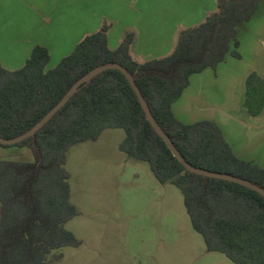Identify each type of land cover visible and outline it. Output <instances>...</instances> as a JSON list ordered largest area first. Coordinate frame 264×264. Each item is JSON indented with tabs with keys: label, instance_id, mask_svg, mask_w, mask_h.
<instances>
[{
	"label": "trees",
	"instance_id": "obj_1",
	"mask_svg": "<svg viewBox=\"0 0 264 264\" xmlns=\"http://www.w3.org/2000/svg\"><path fill=\"white\" fill-rule=\"evenodd\" d=\"M261 1L218 0V12L182 32L171 55L143 63L132 57L130 33L117 49L109 47L107 25L85 37L54 68H49V50L36 46L22 68L8 71L0 65V136L26 133L79 79L118 63L132 74L154 118L189 164L264 188V169L238 158L214 122L184 124L172 111L192 75L216 68L230 54L239 57L238 31ZM247 91L245 106L256 115L264 108V80L250 75ZM110 129L125 132L119 148L129 159L148 164L160 184L181 191L192 227L208 252L235 264H264V197L235 183L189 173L115 69L84 85L34 137L7 146L29 148L35 160H0V264H53L62 259L61 250L81 245L66 229L78 215L71 202L67 154Z\"/></svg>",
	"mask_w": 264,
	"mask_h": 264
},
{
	"label": "crops",
	"instance_id": "obj_2",
	"mask_svg": "<svg viewBox=\"0 0 264 264\" xmlns=\"http://www.w3.org/2000/svg\"><path fill=\"white\" fill-rule=\"evenodd\" d=\"M101 1L0 0V65L8 71L22 68L39 45L49 50L54 68L57 54L70 55L104 25L112 50L130 33L136 61L160 59L172 54L182 32L218 12V0ZM5 34L10 40H3ZM237 40L239 57L230 54L216 68L192 75L172 111L184 124L214 122L238 158L264 169V108L254 115L245 106L248 77L264 80V0Z\"/></svg>",
	"mask_w": 264,
	"mask_h": 264
},
{
	"label": "rangeland",
	"instance_id": "obj_3",
	"mask_svg": "<svg viewBox=\"0 0 264 264\" xmlns=\"http://www.w3.org/2000/svg\"><path fill=\"white\" fill-rule=\"evenodd\" d=\"M124 137L122 129L106 130L96 142L68 152L65 168L78 215L66 229L81 245L61 250L62 259L53 264H235L207 251L181 191L160 184L148 164L129 159L119 148ZM0 160L34 162L35 157L29 148L0 146Z\"/></svg>",
	"mask_w": 264,
	"mask_h": 264
},
{
	"label": "water",
	"instance_id": "obj_4",
	"mask_svg": "<svg viewBox=\"0 0 264 264\" xmlns=\"http://www.w3.org/2000/svg\"><path fill=\"white\" fill-rule=\"evenodd\" d=\"M109 69H115L120 71L128 80L129 84L133 88L141 107L146 115L147 121L150 123L152 128L155 130V132L158 134V136L164 141V143L167 145L173 156L185 167V169L191 173L196 174L200 176H204L206 178H213L217 180H223L230 183H235L238 185H241L243 187H246L252 191L257 192L261 196L264 197V188L248 181L244 180L235 176H231L228 174H222V173H216L209 170H204L201 168H197L189 164L185 158L182 156L180 151L177 149L171 138L164 132V130L161 128V126L158 124L156 119L154 118L146 100L144 99L139 87L136 84V81L132 74L124 68L122 65L118 63L114 64H107L100 67L95 68L94 70L90 71L87 75L79 79L71 88L70 90L63 96L61 101L51 110L49 111L32 129L27 131L26 133L12 139H5L0 136V145L2 146H15L27 139H30L34 137L38 131H40L55 115L56 113L62 109L69 101L70 99L77 94L81 88L84 85L89 84L96 76L99 74L109 70Z\"/></svg>",
	"mask_w": 264,
	"mask_h": 264
}]
</instances>
